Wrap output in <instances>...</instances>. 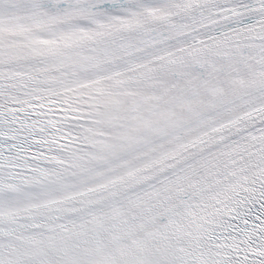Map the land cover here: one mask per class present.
Returning <instances> with one entry per match:
<instances>
[{"label": "snow or ice", "instance_id": "6c2138e0", "mask_svg": "<svg viewBox=\"0 0 264 264\" xmlns=\"http://www.w3.org/2000/svg\"><path fill=\"white\" fill-rule=\"evenodd\" d=\"M0 264H264V0H0Z\"/></svg>", "mask_w": 264, "mask_h": 264}]
</instances>
